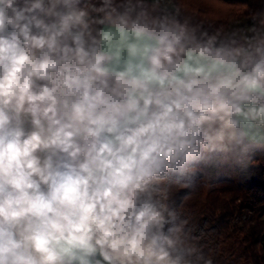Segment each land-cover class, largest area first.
<instances>
[{"label":"clouds","instance_id":"9594fccd","mask_svg":"<svg viewBox=\"0 0 264 264\" xmlns=\"http://www.w3.org/2000/svg\"><path fill=\"white\" fill-rule=\"evenodd\" d=\"M258 152L264 10L0 0V264H214L185 202Z\"/></svg>","mask_w":264,"mask_h":264},{"label":"trees","instance_id":"16d2710c","mask_svg":"<svg viewBox=\"0 0 264 264\" xmlns=\"http://www.w3.org/2000/svg\"><path fill=\"white\" fill-rule=\"evenodd\" d=\"M182 16L210 29L246 27L264 0H169ZM237 180L200 177L185 202L197 235L214 264H264V152ZM187 191V190H185ZM181 191L179 195H183Z\"/></svg>","mask_w":264,"mask_h":264},{"label":"rangeland","instance_id":"374dc122","mask_svg":"<svg viewBox=\"0 0 264 264\" xmlns=\"http://www.w3.org/2000/svg\"><path fill=\"white\" fill-rule=\"evenodd\" d=\"M223 178H229L233 180H237L236 174L231 170V168L225 169L223 172L220 173Z\"/></svg>","mask_w":264,"mask_h":264}]
</instances>
